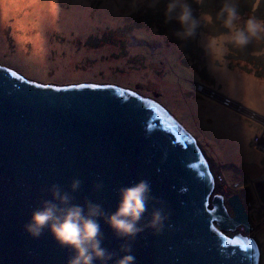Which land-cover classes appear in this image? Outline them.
<instances>
[{
	"label": "water",
	"instance_id": "1",
	"mask_svg": "<svg viewBox=\"0 0 264 264\" xmlns=\"http://www.w3.org/2000/svg\"><path fill=\"white\" fill-rule=\"evenodd\" d=\"M200 148L153 97L116 83H46L0 63V264H67L71 251L47 230L33 238L23 229L51 184L109 213L119 188L140 179L152 190L145 230L131 241L136 264H261L258 241L236 232L252 230L244 203L215 193ZM158 207L168 219L157 234L146 225ZM98 220L118 258L126 241Z\"/></svg>",
	"mask_w": 264,
	"mask_h": 264
},
{
	"label": "rangeland",
	"instance_id": "2",
	"mask_svg": "<svg viewBox=\"0 0 264 264\" xmlns=\"http://www.w3.org/2000/svg\"><path fill=\"white\" fill-rule=\"evenodd\" d=\"M136 2L133 8V0H26L7 17L0 2V63L37 81L112 82L157 98L200 140L220 181L217 191L226 201L237 193L244 203L252 230L241 225L236 232L258 241L264 264V55H253L264 48V41L243 49L229 46L226 66L214 70L202 37L218 34V24L201 27L194 37L181 41L174 35L179 25L164 22L165 0L154 8L149 0ZM190 2L197 14H214L222 0ZM236 2L247 17L256 0ZM72 7L93 20L88 30L67 32L46 25L39 16L45 9L66 14ZM107 8L113 17L104 20L100 13ZM255 14L264 18V0ZM60 15L54 16L56 22ZM26 16L32 20L24 21L25 30L15 21ZM42 30L41 49L49 62L39 57L40 51L34 52L40 39L36 34ZM248 79L257 86L253 92L247 89ZM210 92L217 93L218 100L205 95ZM227 97L235 101L228 107L222 105ZM239 119L238 134L224 127Z\"/></svg>",
	"mask_w": 264,
	"mask_h": 264
},
{
	"label": "clouds",
	"instance_id": "3",
	"mask_svg": "<svg viewBox=\"0 0 264 264\" xmlns=\"http://www.w3.org/2000/svg\"><path fill=\"white\" fill-rule=\"evenodd\" d=\"M159 3L160 0H149V6L153 8ZM136 6L137 2L133 0L132 7ZM259 6L260 0H256L252 14L245 17L236 0H222L214 14L209 11L197 14L190 0H165L163 15L165 23L175 21L179 25L174 35L181 41L194 37L201 27L218 24L222 30L207 36L203 47L210 57L211 67L219 70L226 66L229 46L243 49L253 42L264 41V18L255 14ZM253 55H264V48L254 50ZM80 185V179L74 178L70 187L75 190ZM151 190L145 179L122 186L118 190L115 210L105 213L100 204L91 201L85 205L73 203L59 185L51 184L48 187L50 198L42 199L32 210L23 229L33 238H39L47 230L60 247L71 251L67 264H136L131 241L145 230L141 221L148 211ZM98 218L105 220L117 238L126 241L121 245L122 255L118 258L115 252L102 246L103 234ZM167 219L162 207L154 208L146 226L158 234Z\"/></svg>",
	"mask_w": 264,
	"mask_h": 264
},
{
	"label": "bare ground",
	"instance_id": "4",
	"mask_svg": "<svg viewBox=\"0 0 264 264\" xmlns=\"http://www.w3.org/2000/svg\"><path fill=\"white\" fill-rule=\"evenodd\" d=\"M27 1H30V0H27ZM34 1L36 3H40L42 0H34ZM0 2H1V5L3 7V15L7 17L9 14H11L13 12H16L19 9V7L21 6L22 3H24V2L26 3V0H0ZM109 9L110 8L102 9L101 10V13L100 14H101V17L104 20H106V18L112 19V17H113L112 12H110V14H107V12L109 11ZM39 12H36V16H38ZM65 12H67V13L66 14L63 13L61 11V9H59V10L58 9H54V8L53 9H45L44 10V13L42 14L40 12L39 16L45 19L46 25L56 26L57 28L64 29L67 32H69L71 29H75L77 31H86V30H88L90 28V24L93 22V20L89 18L87 12H85V11H78L77 9H75V8L72 7L70 11H65ZM59 13H61V15H60L61 18H60V20H58L56 22L55 19H54V16L56 14H59ZM26 19L29 20V21L32 20V19H29L26 16L24 18H21V19L16 20L15 23L16 24H20L22 26V28H24L26 30V27L24 25V21ZM43 32H44V30H42L41 33L37 32L36 35L38 37H40V35H42ZM206 38H207L206 36H203L202 37V40H206ZM43 46H44V42H43V37L41 36L40 39H39V41L36 40L34 52H39L40 51L39 57H41L42 59H44L43 56H45L44 53L42 52L43 49H41V48H43ZM43 61L49 62L50 59L45 57V59ZM246 81H247V89H248V91L249 92H251V91L253 92L254 89H255L254 88L255 85L249 79L246 80ZM58 84H62V83H58ZM64 84H66V83H64ZM255 87H257V86H255ZM180 110L181 109L178 107V111H180ZM226 115L232 117L231 114H226ZM236 122L241 123L242 122V119H239V120H237L235 122L234 121L225 122L224 123V127L227 128V129H229V130H231V132H236L238 134L239 130H237V128H235L236 125L238 124ZM229 130H227V133H229ZM205 156H206V154H205ZM207 158H209V157H207ZM211 168H212V166H211ZM214 178H215V175H214ZM215 180H216V178H215ZM218 183L219 182H217V181L215 182V184H216V186H215V193L218 192L217 191V186H219Z\"/></svg>",
	"mask_w": 264,
	"mask_h": 264
},
{
	"label": "built area",
	"instance_id": "5",
	"mask_svg": "<svg viewBox=\"0 0 264 264\" xmlns=\"http://www.w3.org/2000/svg\"><path fill=\"white\" fill-rule=\"evenodd\" d=\"M226 100H227V102H225L224 104H226V105H229L231 102H230V100L228 99V98H226ZM220 177V179H222V175H218V178ZM216 179H217V176H216ZM217 181L218 182H220L218 179H217Z\"/></svg>",
	"mask_w": 264,
	"mask_h": 264
},
{
	"label": "trees",
	"instance_id": "6",
	"mask_svg": "<svg viewBox=\"0 0 264 264\" xmlns=\"http://www.w3.org/2000/svg\"><path fill=\"white\" fill-rule=\"evenodd\" d=\"M204 42V41H203ZM195 47H196V44L194 43ZM204 45V44H203Z\"/></svg>",
	"mask_w": 264,
	"mask_h": 264
}]
</instances>
